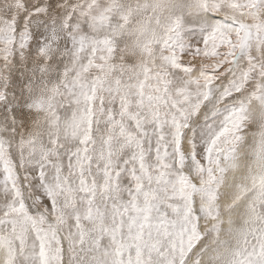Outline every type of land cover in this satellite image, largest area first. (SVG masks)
<instances>
[{
    "label": "snow or ice",
    "instance_id": "snow-or-ice-1",
    "mask_svg": "<svg viewBox=\"0 0 264 264\" xmlns=\"http://www.w3.org/2000/svg\"><path fill=\"white\" fill-rule=\"evenodd\" d=\"M0 264H264V0H0Z\"/></svg>",
    "mask_w": 264,
    "mask_h": 264
}]
</instances>
